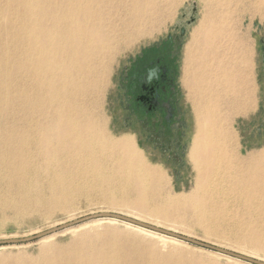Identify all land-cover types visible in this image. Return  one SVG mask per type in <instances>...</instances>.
<instances>
[{"label": "bare ground", "instance_id": "1", "mask_svg": "<svg viewBox=\"0 0 264 264\" xmlns=\"http://www.w3.org/2000/svg\"><path fill=\"white\" fill-rule=\"evenodd\" d=\"M184 1L1 0L9 51L0 55V113L11 112L0 115L7 122L5 132H0V179L9 191L17 187L25 202L26 194H40L43 186L34 179L29 182L31 174L43 177L54 205L64 203L61 211H66L71 194L83 188L106 189L115 181L136 196L141 210L164 221L191 220L208 240L228 237L206 230L207 221L213 220L217 228H230L235 245L252 247L260 257L264 148L243 156L233 128L234 119L254 106L249 47L234 34L240 15L236 0H200L203 17L184 55L183 84L196 125L189 158L196 171L193 195L167 197L149 208L148 198L161 196L164 174L148 165L132 137L113 139L103 121L72 100L78 89L74 69L90 71L89 64L104 53L117 55L119 46L128 48L153 36ZM18 75L21 82L30 81L31 89L16 88ZM6 199L4 208H12L15 200ZM95 222L100 226L106 221ZM88 224L73 227L76 238L67 245L48 241L38 257L1 254L0 264H196L181 254H165L154 244L140 247L134 242L141 239L132 232H98Z\"/></svg>", "mask_w": 264, "mask_h": 264}, {"label": "rangeland", "instance_id": "2", "mask_svg": "<svg viewBox=\"0 0 264 264\" xmlns=\"http://www.w3.org/2000/svg\"><path fill=\"white\" fill-rule=\"evenodd\" d=\"M235 8L240 9L237 27L235 32L237 39L241 43H246L249 47L250 60V84L253 91L254 106L244 115H240L234 119L233 128L238 136V149L243 156H249L258 153L264 148V138H258L260 131L264 133V102H262L259 90V81L261 79L262 58L259 45L260 39L264 36V4L261 0H236ZM1 3V0H0ZM0 5V55H6L9 51L8 41L4 38V29L1 26V7ZM237 6V7H236ZM202 11V12H201ZM203 17V7L200 0H185L180 6L174 10L171 18L162 26L155 29L154 35L138 41H135L130 47L121 45L118 47L120 51L117 55L113 53L105 54L99 60L89 64L90 71L84 68H76L73 70L75 84H78L76 95L72 96V100L84 105L89 112H92L98 119L104 122L108 134L113 139H123L124 137H132L136 147L143 153L148 165L156 168L158 173L164 174L166 182L161 186V196L153 200L148 198L147 204L149 208L163 204V200L167 197H189L195 192L196 171L191 162L190 152L193 139L196 133L195 116L192 105L188 99V91L183 84L184 76V55L186 46L190 41L191 35L198 27ZM184 28L186 30L183 47L179 55L178 63V81L183 91V101L187 107V124L185 128V136L183 140L176 145H165L157 148L149 137L135 123L132 125L129 121L130 112L125 101L122 91L121 82L123 77L129 74L132 66L141 57H146L151 46L165 40L168 34H172L176 29ZM123 38V37H122ZM121 38V39H122ZM120 40V39H119ZM20 56V55H19ZM17 57L20 58V57ZM15 81L16 88L21 85L31 89L29 80L21 82L22 75ZM88 86L85 88L84 85ZM18 94L19 92H14ZM4 96L0 94V97ZM260 102V103H259ZM190 103V104H189ZM261 107V115L257 110ZM8 112H11L10 110ZM7 109L1 116L8 114ZM0 116V132L6 130V119ZM240 141V142H239ZM174 145L176 148H174ZM111 165L109 164V167ZM3 172V171H2ZM0 172V177L3 173ZM31 174L29 182H40L42 190L40 194H26L25 202L21 201L17 187L9 191L3 180L0 179V241L24 239L37 236L38 234L47 232L54 228H58L65 224L79 220L86 216L96 213H116L131 218L147 222L150 225L160 227L165 230L180 234L182 236L192 238L206 244L222 248L237 254L245 255L255 259L264 260V251L259 257L252 247H239L233 243L230 237V228L222 226L217 228L215 221H207L204 226L208 232H216L218 235H228V237L218 240H208L203 231L199 227H192L191 220H178L177 218L164 221L163 217L155 216L149 211L141 210L136 202V196L130 191H125L118 182H111L106 189L99 187L83 188L77 193H73L67 198L68 207L66 211L63 204L59 201L54 205L51 200L49 184L43 177H37ZM36 178V179H35ZM34 179V180H33ZM195 179V180H194ZM194 189V190H193ZM11 194V195H10ZM39 196V197H38ZM15 200L12 208H4V199ZM6 199V200H7ZM115 200L116 206L109 205L110 201ZM56 209L54 210V208ZM190 219V218H189ZM91 227H97L98 232L107 229H117L125 234L134 233L139 239L134 243L143 247L145 245L154 244L158 249L166 253H175V255H183L185 261H193L196 264H243L242 262L232 260L223 256H218L210 251L197 248L192 245L178 244L169 238H162L158 234H148L137 232L128 225L117 222H102L104 224L97 226V222H88ZM85 224H80L79 226ZM78 226H76L77 228ZM75 228V229H76ZM72 229L62 230L45 238L37 239L25 244L0 246V255H26L27 257H38L40 247L44 243H56L59 245H67L71 243L76 236H73ZM75 231V230H74ZM232 231V235H233ZM261 258V259H260Z\"/></svg>", "mask_w": 264, "mask_h": 264}, {"label": "flooded vegetation", "instance_id": "3", "mask_svg": "<svg viewBox=\"0 0 264 264\" xmlns=\"http://www.w3.org/2000/svg\"><path fill=\"white\" fill-rule=\"evenodd\" d=\"M185 35L186 30L179 28L168 34L165 40L151 46L147 56L136 61L121 82L130 123L138 124L157 148L176 145L185 136L187 107L178 81L179 55ZM259 45L262 70L258 84L264 102V36ZM261 107L257 110L259 115ZM257 134L258 138H264L261 131Z\"/></svg>", "mask_w": 264, "mask_h": 264}, {"label": "water", "instance_id": "4", "mask_svg": "<svg viewBox=\"0 0 264 264\" xmlns=\"http://www.w3.org/2000/svg\"><path fill=\"white\" fill-rule=\"evenodd\" d=\"M95 221H114L117 223H123L125 225L143 229L161 236H165L183 243H186L188 245L195 246L197 248H201L207 251H210L212 253L218 254L220 256L230 258L245 264H264V262L257 260L252 257H248L245 255L237 254L228 250H224L222 248L212 246L209 244H206L204 242L188 238L185 236H182L180 234L171 232L169 230L162 229L160 227L150 225L148 223H145L143 221H140L135 218H131L122 214H116V213H96L89 216H86L84 218H81L79 220L73 221L71 223L65 224L63 226H60L58 228H54L52 230H49L47 232L38 234L37 236L31 237V238H24V239H14V240H4L0 241V246H7V245H17V244H25L37 239L45 238L47 236H50L51 234H55L57 232H60L62 230H66L69 228H73L76 226H79L80 224H86L88 222H95Z\"/></svg>", "mask_w": 264, "mask_h": 264}]
</instances>
